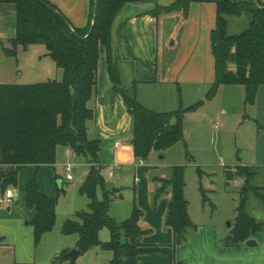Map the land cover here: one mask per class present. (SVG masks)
<instances>
[{
	"label": "trees",
	"instance_id": "trees-1",
	"mask_svg": "<svg viewBox=\"0 0 264 264\" xmlns=\"http://www.w3.org/2000/svg\"><path fill=\"white\" fill-rule=\"evenodd\" d=\"M0 2L16 5V33L8 39L10 46L4 47L5 53L15 56L19 47L41 43L63 71L60 81L0 83V164L16 166L7 177L6 185L17 183L18 173L25 166H35L33 178L26 186L25 199L26 206L36 210L29 222L34 228L35 244L39 245L43 235L53 229L58 200L57 195L51 197L40 191L36 182L38 170L41 165H54L57 147L64 145L90 165L80 189L90 201L88 210L79 211L76 219H66L62 227L64 235H78L77 253L70 254V249H63L56 254L55 262L75 264L80 254L98 246L112 252L110 264H137L138 256L148 251L142 241L150 232L141 226L144 212L135 204L131 215L122 222L110 215V202L120 191L105 189L107 166L100 158L101 141L88 135V123L96 117V110L89 102L96 92L100 47L106 49L112 93L123 96L132 117V145L137 159L146 160L153 150L164 151L184 141L186 114L204 100L184 106L180 96L177 109L157 111L123 90L113 62V25L126 5L139 4L142 0H97V18L91 33L96 0H90L89 20L84 27L75 26L50 0ZM193 2H214L217 6L216 24L210 34L215 81L206 98H213L220 86L243 85L246 102L253 103L259 88L264 85V0H258L262 8L257 7L254 0H174L168 6L156 4L147 12L158 17L163 13L182 11L187 16ZM244 14L249 17L247 26L240 32L230 33V18ZM184 171L183 166L173 165L169 177H154L161 183L153 192L155 201L171 193L165 223L173 229V246L186 242L188 229L197 228L189 215ZM232 172L229 169L227 175ZM234 172L244 178L245 183L240 189L241 202L231 229L232 238L225 241L226 245L246 242L262 228L258 219L247 210L249 192L264 204V194L258 191L264 187L252 184L260 169L240 164ZM99 186L104 189L103 198L97 196ZM62 189L59 185L56 188L57 192ZM205 199L208 198L205 196ZM105 227L110 231L108 241L100 239V231Z\"/></svg>",
	"mask_w": 264,
	"mask_h": 264
},
{
	"label": "crops",
	"instance_id": "crops-1",
	"mask_svg": "<svg viewBox=\"0 0 264 264\" xmlns=\"http://www.w3.org/2000/svg\"><path fill=\"white\" fill-rule=\"evenodd\" d=\"M50 1L75 26L87 25L90 0ZM142 1L125 6L113 25V62L123 90L157 111H167L180 105V96L184 103L203 100L215 81L210 34L216 24V4L193 2L187 16L182 11H174L155 17L147 11L156 4L168 6L174 0ZM234 24L239 29L240 22ZM15 33L16 5L0 2V47L3 51L4 47L10 46L8 39ZM97 79L96 92L89 102V106L96 110V117L88 123V135L101 141L100 158L107 166L105 176L110 177L109 171L112 170L110 178H114L117 170L132 165H141L146 172H140L145 184L141 187L139 206L144 212L141 226L150 232L142 240L148 251L138 256L137 264H264V216L257 218L262 228L250 238L256 241L253 246L246 242L226 245L227 239L223 240V234L214 222L196 224V229H188L186 242L173 246V229L165 223L171 193L162 195L157 201L153 198L154 189L161 183L149 174L145 160L140 164L134 155L132 117L123 96L112 93L104 46L100 47ZM219 96L224 123L234 108L241 121L249 118L258 122L260 129L255 160L244 165L258 167L261 174L264 169V85L259 88L253 103L246 102L243 85L220 86L213 98ZM247 105L251 107L250 111ZM243 110L245 112L240 114ZM217 120H211V123L214 125ZM67 150L69 153L72 151ZM60 151L57 148L56 160ZM78 163L73 166L75 173L79 171ZM237 165L240 164L235 167ZM34 168L32 164L25 166L18 173L17 183L6 185L7 177L16 170V166L0 164V260L2 264H70L69 261L55 262L54 258L61 250L76 247L75 240L67 239L71 235L55 236L52 240L47 239L49 231L43 235L39 245L35 244L34 228L29 222L36 215V210L27 207L25 202L26 186L33 178ZM58 177L56 163L41 165L36 177L40 191L55 196L57 186L63 184ZM135 181L142 180L136 176ZM7 188L16 192L10 202L6 198Z\"/></svg>",
	"mask_w": 264,
	"mask_h": 264
},
{
	"label": "rangeland",
	"instance_id": "rangeland-1",
	"mask_svg": "<svg viewBox=\"0 0 264 264\" xmlns=\"http://www.w3.org/2000/svg\"><path fill=\"white\" fill-rule=\"evenodd\" d=\"M236 21L240 22L239 29L234 26ZM248 21L249 17L245 14L241 17H234L230 21L229 32H240L247 26ZM62 78L63 71L57 67L44 44H32L27 48L19 47L15 56L7 55L0 47V82L35 84L48 80L60 81ZM203 100L201 105L186 114L184 141L164 151L153 150L145 160V164L151 176L164 178L171 175L173 165L183 166L186 183L185 196L189 201V215L192 221L195 224L214 222L220 234H223V240H226L229 235H232L231 229L236 222L237 208L241 202L240 189L245 183L244 178L236 175L235 169L232 168L236 164H251L250 162L255 160L260 126L254 119L245 118V121H241L236 108L230 111V117L227 123H224L225 117L220 114L222 110L220 96L211 99L205 97ZM193 103V101H186L183 105L189 106ZM178 107L179 105L170 110ZM248 109L250 111L251 107L249 106ZM244 112L245 110L240 114ZM218 113L221 116L219 118ZM217 118L220 125L215 126L211 120H217ZM57 148L61 151L56 160V170L59 175L58 179L63 180L61 185L63 189L58 192L55 190L54 193L58 197L57 221L47 239L55 236L65 237L62 232L65 220L76 219L79 211L88 210L90 201L80 190L87 178L89 163L78 158L72 149L69 153L67 146L60 145ZM77 162L80 165L79 171L73 172V179L68 180L67 166L76 167ZM141 168V165L123 166L121 170L115 172L114 178L105 177L106 190L116 188L120 191L111 200L109 211L117 222L128 218L134 205L139 206L142 200L141 187L144 186L145 180L140 176V172H146L145 168ZM229 169L233 171L230 176L227 175ZM263 171L264 169L253 179V185L264 186ZM136 176L142 181L136 182ZM258 191L264 194L261 188H258ZM97 196L99 198L104 196V189L101 186L97 189ZM247 210L258 219L264 216V204L252 192H249ZM229 223H231L230 227ZM68 237H70L67 238L70 239L69 241L75 240V246H77L78 235L71 234ZM100 239L102 241L110 239L108 228L105 227L100 231ZM72 250H76V247H72L70 251ZM110 255L113 257L111 251L93 246L80 254L75 264H110L112 259ZM0 264H2L1 260Z\"/></svg>",
	"mask_w": 264,
	"mask_h": 264
},
{
	"label": "water",
	"instance_id": "water-1",
	"mask_svg": "<svg viewBox=\"0 0 264 264\" xmlns=\"http://www.w3.org/2000/svg\"><path fill=\"white\" fill-rule=\"evenodd\" d=\"M254 1L256 3L257 7L262 8V6L259 4L258 0H254ZM97 11H98V4H97V0H96V2H95V9H94V19L92 21V27H91L90 33L94 30V27H95V22H96V18H97ZM57 13L60 16L63 17V15L60 12L57 11ZM64 20L66 21L67 24H69L68 21L65 18H64ZM76 35L78 36V34H76ZM230 226H231V223H229V227ZM231 238H232V235H229L227 237V240H230ZM246 244L249 245V246H253V245H256V241L254 239H249V240L246 241ZM76 253H77L76 250L70 251V254H76Z\"/></svg>",
	"mask_w": 264,
	"mask_h": 264
},
{
	"label": "built area",
	"instance_id": "built-area-1",
	"mask_svg": "<svg viewBox=\"0 0 264 264\" xmlns=\"http://www.w3.org/2000/svg\"><path fill=\"white\" fill-rule=\"evenodd\" d=\"M219 124H220L219 120H217L214 123L215 126H218ZM138 162L140 164H143L144 163V160L143 159H139ZM67 171H68L67 178L68 179H72L73 178V174H72L73 173V167L71 165H68L67 166ZM109 176L110 177L113 176V171L112 170L109 171ZM14 196H15L14 190L12 188H7V190H6V198H7V201L10 202L14 198Z\"/></svg>",
	"mask_w": 264,
	"mask_h": 264
}]
</instances>
